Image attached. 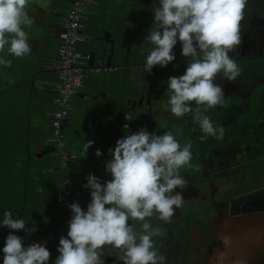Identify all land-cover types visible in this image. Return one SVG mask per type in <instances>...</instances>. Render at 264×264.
<instances>
[{"label":"clouds","instance_id":"obj_1","mask_svg":"<svg viewBox=\"0 0 264 264\" xmlns=\"http://www.w3.org/2000/svg\"><path fill=\"white\" fill-rule=\"evenodd\" d=\"M30 0H0V52L17 58L30 51L28 34L23 26L30 24L25 11ZM247 0H156L152 8L154 28L150 27L143 42V71L151 73L174 61V46L179 41L181 55L187 58L182 75L170 76L164 92L166 108L177 118L190 115L202 133L201 139L223 137L224 129L214 126L208 109L223 103L222 80L234 82L241 74L235 59L229 55L241 43V21ZM152 23V24H153ZM9 61L0 58V65ZM126 120H131L125 115ZM124 135L105 163L111 176L103 183L89 174L84 185L90 190L86 210L73 202L67 207L71 217L66 236L58 240V255L52 264H104L101 250L106 246L117 250L114 264H164V256L154 246L161 236L147 218L154 215L167 222L181 207L185 180L180 169L190 166L191 144L181 143L173 131L162 134L140 129L131 133L122 126ZM93 141L84 142L83 152ZM96 150L97 158L101 156ZM140 222L138 230L130 221ZM29 230L12 208L0 216V228ZM9 231L0 247V264H49L50 252L41 243L25 244L23 238Z\"/></svg>","mask_w":264,"mask_h":264},{"label":"flooded vegetation","instance_id":"obj_2","mask_svg":"<svg viewBox=\"0 0 264 264\" xmlns=\"http://www.w3.org/2000/svg\"><path fill=\"white\" fill-rule=\"evenodd\" d=\"M151 1L143 0L142 9L135 12L141 17L143 27H155ZM241 35L242 43L229 53L241 74L234 82L222 80L219 75L215 78L225 97L221 105L206 112L214 126L224 129L222 138L201 139L202 133L190 115L177 118L167 111L164 96L167 85L162 81L182 75L187 66L179 41L173 49L175 59L167 66H154L151 73H145L141 67L140 75L144 73L146 80L136 88V93L128 95L123 116L118 114L119 121L125 119L126 114L132 120L131 133L146 129L149 133L162 134L170 130L176 133L178 141L191 144L190 166L180 169L185 183L176 190L182 194L181 207L174 210L167 222L158 220L155 215L147 218L161 229L162 235L153 239L154 246L164 256V264H213L224 246L216 231L218 220L264 219V0H247ZM49 116L51 111L43 117V129L51 135ZM63 136L68 146L64 131ZM96 145L100 143L94 144L90 154L95 157ZM3 154L13 159L14 154L19 153L0 151L1 164ZM55 158L59 159L58 154ZM81 159L77 154L69 169L62 167L59 160L52 174L29 179L26 188L17 185L12 168L7 171L0 168V216L4 210L12 208L29 230L36 229L34 232L14 231L4 226L0 228V247L9 231H14L25 244L46 245L51 254L49 264H52V257L58 253V240L66 236L71 217L67 205L73 202L67 181L78 190L79 205L86 210L90 201V190L84 187L86 177L95 175L101 183L111 179L105 172V163L111 159L109 153L101 154L98 162L92 161L78 173ZM7 161L10 166L14 163ZM130 223L138 230L140 222L132 220ZM116 251L108 246L101 250L104 264H114ZM262 252L255 264H264V249Z\"/></svg>","mask_w":264,"mask_h":264},{"label":"water","instance_id":"obj_3","mask_svg":"<svg viewBox=\"0 0 264 264\" xmlns=\"http://www.w3.org/2000/svg\"><path fill=\"white\" fill-rule=\"evenodd\" d=\"M73 2L74 0H30L25 8L30 24L23 26L28 34L29 53L17 58L6 51L0 52V58L9 61L7 65H0V110L5 101L12 102L18 111L17 119L20 122L24 116L27 121L30 114L38 113L42 105L49 104V98L44 94H58L60 86L57 71L52 67L55 60L53 53L58 51L57 42L60 41V34ZM151 3L150 10L156 6L155 0ZM70 4L68 10L67 6ZM142 4H145L143 0H91L84 10L79 30V48L83 52V62L88 66L116 67L112 73L96 77L92 97L102 99L110 96L111 105L121 109L128 102V95L136 93V88L141 87L146 80V75H140V71L143 55L147 54L143 50L148 46L143 40L150 28L143 27L141 17L135 14L142 9ZM106 90H110L108 95H104ZM6 109L10 107L6 106ZM7 110L0 113V116L5 115ZM83 110L85 107L80 108L81 112ZM124 123L128 125L129 131L132 120L124 119ZM30 128L27 126L24 144L19 146L17 141L14 148L16 151L20 148L22 153L14 154L13 159L3 154L5 158L0 163L2 171L12 168V173H16L17 185L23 188H26L29 179L35 180L48 173L52 174L59 161L55 158L58 150L52 142V134L48 135L41 129L40 133H43L40 135ZM17 133L23 134V129L12 134L13 140H17ZM71 151L75 154L84 153L81 149ZM7 160H13L12 166ZM216 231L224 246L213 264H255L261 258L264 249V219L224 218L218 220Z\"/></svg>","mask_w":264,"mask_h":264},{"label":"crops","instance_id":"obj_4","mask_svg":"<svg viewBox=\"0 0 264 264\" xmlns=\"http://www.w3.org/2000/svg\"><path fill=\"white\" fill-rule=\"evenodd\" d=\"M60 45L61 40L57 42L58 51ZM58 51L53 53V58H55L54 61L58 59ZM82 53L83 52L81 51L80 54ZM80 61L85 64L83 59H80ZM101 75L102 74L95 75L87 79L84 88L80 91L78 96L71 99V108L69 109L67 124L63 129L68 141V147L71 150H83L84 142L93 141L92 146L87 150V154H79L82 157V165H78V173L80 172V169H86L92 161L98 162L100 159L101 156L96 158L94 155H90L92 154L94 144L100 143V145H96V147L102 154L109 153V149L114 148L116 141L124 135L122 127L125 124L124 119L122 118L121 121H119L118 116V114L123 116L124 109L111 105L110 96L103 97L102 99H95L92 97L95 93L93 86L96 82V77ZM109 92L110 90H106L104 95H108ZM44 96L49 98V104L42 105L38 113L33 115L30 114L27 121L25 116L23 117L22 122L17 119L18 111L14 108L12 102L5 101L4 105L1 106L0 113L7 110L6 106L10 107V109L7 110L5 115L3 114V116H0V151L10 150L20 154L22 152L20 148H18L19 151L14 150V148L18 144L17 141H19V146L24 144L27 126L31 127L30 129L32 132H36L40 135L43 133H40L41 129L44 130L43 117L48 116L49 111L52 112V110L55 109L54 105L57 95L44 94ZM119 103H121V101H119ZM81 107H85L83 112L80 111ZM49 122L51 127V116H49ZM14 128L15 130H13ZM20 128L23 129V134L17 133V140H13L12 134L18 132V129ZM46 133L49 135L47 131ZM57 255L58 253L52 257L53 260Z\"/></svg>","mask_w":264,"mask_h":264},{"label":"built area","instance_id":"obj_5","mask_svg":"<svg viewBox=\"0 0 264 264\" xmlns=\"http://www.w3.org/2000/svg\"><path fill=\"white\" fill-rule=\"evenodd\" d=\"M90 0H74L68 13V20L60 34L61 45L58 59L53 68L57 71L60 88L55 100V109L51 112L52 142L58 150L61 166L69 169L76 160L77 154L67 146L63 129L69 116L70 101L84 88L85 82L92 76L112 73L115 68L111 65L88 66L81 63V54L77 52L79 30L82 27L84 10ZM68 182L72 202L79 204L78 190Z\"/></svg>","mask_w":264,"mask_h":264},{"label":"rangeland","instance_id":"obj_6","mask_svg":"<svg viewBox=\"0 0 264 264\" xmlns=\"http://www.w3.org/2000/svg\"><path fill=\"white\" fill-rule=\"evenodd\" d=\"M77 52H79V53H80V52H81V49L77 48Z\"/></svg>","mask_w":264,"mask_h":264}]
</instances>
